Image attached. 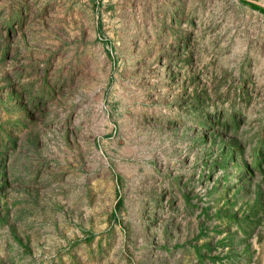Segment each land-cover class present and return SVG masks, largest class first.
<instances>
[{
    "label": "rangeland",
    "instance_id": "374dc122",
    "mask_svg": "<svg viewBox=\"0 0 264 264\" xmlns=\"http://www.w3.org/2000/svg\"><path fill=\"white\" fill-rule=\"evenodd\" d=\"M255 1L0 0V264H264Z\"/></svg>",
    "mask_w": 264,
    "mask_h": 264
},
{
    "label": "trees",
    "instance_id": "16d2710c",
    "mask_svg": "<svg viewBox=\"0 0 264 264\" xmlns=\"http://www.w3.org/2000/svg\"><path fill=\"white\" fill-rule=\"evenodd\" d=\"M252 6H254V7H256V8H258V9H260V10H262V11H264V7L263 6H261V5H257V4H255V3H250ZM259 150H260V148L258 149V152L257 153H259ZM119 203V202H118Z\"/></svg>",
    "mask_w": 264,
    "mask_h": 264
},
{
    "label": "water",
    "instance_id": "95a60500",
    "mask_svg": "<svg viewBox=\"0 0 264 264\" xmlns=\"http://www.w3.org/2000/svg\"><path fill=\"white\" fill-rule=\"evenodd\" d=\"M250 1H252V2H256L255 0H250ZM256 3H258V2H256Z\"/></svg>",
    "mask_w": 264,
    "mask_h": 264
}]
</instances>
